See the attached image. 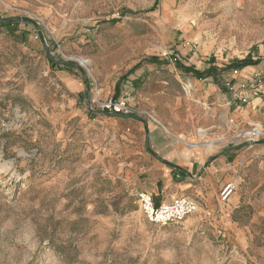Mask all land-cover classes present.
<instances>
[{"label": "rangeland", "instance_id": "rangeland-1", "mask_svg": "<svg viewBox=\"0 0 264 264\" xmlns=\"http://www.w3.org/2000/svg\"><path fill=\"white\" fill-rule=\"evenodd\" d=\"M7 19L14 24H0V264H264V0H0V23ZM248 56L258 63L230 68ZM177 62L216 66L221 84L194 88L186 109L176 102ZM159 69L175 109L193 112L190 120L228 103L246 115L230 130L245 153L230 179L234 193L222 201L219 185L213 198L198 200V212L166 225L149 222L137 199L156 184L165 186L156 203L190 196L171 177L149 176L154 159L139 151L143 127L157 113L174 116L147 90L142 96ZM122 99L129 115L102 109Z\"/></svg>", "mask_w": 264, "mask_h": 264}, {"label": "crops", "instance_id": "crops-1", "mask_svg": "<svg viewBox=\"0 0 264 264\" xmlns=\"http://www.w3.org/2000/svg\"><path fill=\"white\" fill-rule=\"evenodd\" d=\"M152 64L158 66L170 65V62L169 60L161 61L158 59L157 62ZM173 65L177 71L178 85L183 88L180 89L182 93L178 95L179 99L176 102L179 104L185 103L186 109L191 107L188 94L191 92L194 94L193 90L203 87L205 84L211 86L221 84L223 72L216 66H209L201 70L183 62L173 63ZM195 71L200 73L209 72V74L199 77ZM146 72H150V70L144 69L141 72H136L135 84L140 81V78L146 76ZM156 77L159 80L147 87L148 89L142 90V96H144L143 92L147 90L146 97L157 98L158 102L164 105V108L170 110L174 116L169 119L166 114L157 113L156 123L152 122L143 127V147L139 151L144 153L143 150H145L149 157L154 159L153 167L150 168L154 173H150L149 176H154L157 171L156 173H160L162 176L171 177V181L180 183L185 193L191 197L203 202L209 200L213 198L219 185L232 182L230 179L236 176L237 173L235 167L240 165L241 158L245 156L240 141L230 139V130L231 128H238L246 115H244V111H240L239 106L228 103L223 106L209 107V110H207L208 116L202 122H196L192 117L190 120L193 112L187 111L184 116L181 111L175 109V100L171 97L174 94L170 89L168 74L159 69L156 72ZM211 80L214 84L209 83ZM205 91L211 93V88ZM202 96L204 97V94ZM156 108L158 107L154 104L151 109L156 113ZM216 113L221 114L219 118L220 125L218 126L215 124L214 114ZM180 115L184 122H178ZM237 161L238 164H236ZM167 163H171L176 167ZM155 188H143L141 191L151 193L156 201L155 196L164 195L165 186H161L159 189L158 184H156ZM177 197L179 196L174 198Z\"/></svg>", "mask_w": 264, "mask_h": 264}, {"label": "built area", "instance_id": "built-area-1", "mask_svg": "<svg viewBox=\"0 0 264 264\" xmlns=\"http://www.w3.org/2000/svg\"><path fill=\"white\" fill-rule=\"evenodd\" d=\"M102 109L120 115H129L132 112L128 102L123 99L105 102L102 104ZM236 187L234 182L226 183L221 191L222 201L226 202ZM137 199L147 220L160 225L182 222L201 208L198 199L191 196H179L171 201H163L157 204L151 193L139 191Z\"/></svg>", "mask_w": 264, "mask_h": 264}, {"label": "trees", "instance_id": "trees-1", "mask_svg": "<svg viewBox=\"0 0 264 264\" xmlns=\"http://www.w3.org/2000/svg\"><path fill=\"white\" fill-rule=\"evenodd\" d=\"M0 24H1V25H4V26H7V25L12 26V25L14 24V21L11 20V19H10V20H9V19H7V20H2ZM157 61H158V58H152V59L150 60L149 63H155V62H157ZM52 62H54V60H52ZM257 63H258L257 61L252 60V58H251L250 56H248V57L245 58L244 60L233 62V63L231 64L230 68H231V67H232V68H236V67H238V68H243V67H245V66H248V65H254V64H257ZM58 64H59V66H61V65L63 64V65H64L63 67H64L65 69H68V70L71 71V72H74V71L76 70V67L74 66V63H72V62H61V63H58ZM140 65H141V63L137 64L133 69L138 68ZM187 69H188V68H187ZM188 70H190V69H188ZM195 73H196V75H198L199 77H203V76L209 74V72H206V73H205V72L200 73L199 71H195ZM119 86H120V82L118 83L117 91H119ZM167 164L170 165V166L176 167V166H174V165L171 164V163H167ZM157 204H159V202H157Z\"/></svg>", "mask_w": 264, "mask_h": 264}, {"label": "bare ground", "instance_id": "bare-ground-1", "mask_svg": "<svg viewBox=\"0 0 264 264\" xmlns=\"http://www.w3.org/2000/svg\"><path fill=\"white\" fill-rule=\"evenodd\" d=\"M83 61V60H82Z\"/></svg>", "mask_w": 264, "mask_h": 264}]
</instances>
